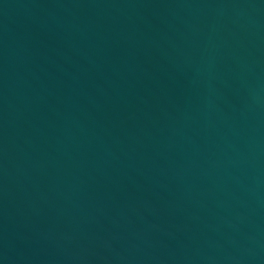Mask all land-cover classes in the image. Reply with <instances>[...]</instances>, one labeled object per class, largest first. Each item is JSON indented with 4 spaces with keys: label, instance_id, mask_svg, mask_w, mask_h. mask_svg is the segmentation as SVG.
Wrapping results in <instances>:
<instances>
[{
    "label": "water",
    "instance_id": "1",
    "mask_svg": "<svg viewBox=\"0 0 264 264\" xmlns=\"http://www.w3.org/2000/svg\"><path fill=\"white\" fill-rule=\"evenodd\" d=\"M0 264H264V0H0Z\"/></svg>",
    "mask_w": 264,
    "mask_h": 264
}]
</instances>
